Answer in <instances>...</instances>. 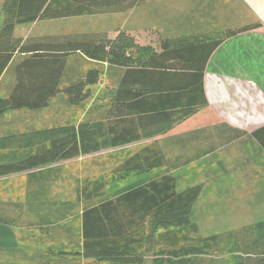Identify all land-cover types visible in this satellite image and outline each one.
<instances>
[{"label": "trees", "instance_id": "trees-1", "mask_svg": "<svg viewBox=\"0 0 264 264\" xmlns=\"http://www.w3.org/2000/svg\"><path fill=\"white\" fill-rule=\"evenodd\" d=\"M125 1H3L0 80L17 55L22 57L14 69L10 95L0 96V117L10 111L45 109L59 95L72 106L91 103L94 88L106 74L105 64L108 82L104 97L91 105L92 109H104L99 121L86 120L16 135L7 141L0 139V149L28 152L19 162L0 164V177L168 134L207 106L206 65L224 39L259 27L228 31L224 37L201 41L200 48L187 47L198 37L163 40L161 52L139 46L125 34L113 42L89 36L26 42L15 37L19 25L94 15L121 7ZM78 53L95 64L75 76L67 63ZM101 124L109 129L107 135L103 134V146L99 144ZM135 125L142 129L140 134L134 133ZM260 133L253 135L264 146ZM160 153V149L149 148L136 154L114 171L115 177L125 179L132 173L165 168L167 164L158 161ZM154 154L156 162H148ZM202 191V184L180 191L177 178L164 172L105 197L84 210L82 249L75 256L106 264H264V222L223 234H201L192 217Z\"/></svg>", "mask_w": 264, "mask_h": 264}, {"label": "crops", "instance_id": "crops-1", "mask_svg": "<svg viewBox=\"0 0 264 264\" xmlns=\"http://www.w3.org/2000/svg\"><path fill=\"white\" fill-rule=\"evenodd\" d=\"M94 15L89 16L94 19ZM82 18L38 20L19 25L15 37L24 42L81 36L111 39L109 28L105 29L102 24L94 26L90 18ZM253 25L259 27L225 38L213 52L204 74L207 106L168 134L0 177V261L93 264L96 262L93 259L75 256L82 249V215L86 208L164 172L175 176L179 186L184 174L195 173L201 165L206 167L211 163L215 186H218L216 203L220 208L225 203L236 213L264 212V146L253 135L261 132L260 138L264 141V0H127L121 6V34L157 52L163 49V40L198 37L187 47L200 48L201 41L218 39L228 31ZM21 57L17 55L1 78V97L10 95L15 83L14 69ZM94 64L78 53L69 58L67 66L78 76L84 72L80 69H89ZM105 67L106 74L94 88L90 105L75 106L72 119L53 124H7L6 116L22 110L10 111L0 117V139L7 141L16 135L77 125L86 120L99 121L104 109H92L91 105L104 97L107 64ZM59 99L63 101L64 96L59 95L53 101ZM193 119L197 121L196 126L187 125ZM133 129L135 134L142 132L138 125ZM108 130L107 124L98 127L101 146L103 134L107 135ZM149 148L161 150L157 158L167 164L165 168L132 173L125 179L115 177L114 171L119 166ZM27 155L28 152L16 148H1L0 164L19 162ZM148 162H156L155 154ZM204 170V175L197 179H204L210 169ZM196 181L184 180L180 191L200 185ZM259 222L264 219L235 230Z\"/></svg>", "mask_w": 264, "mask_h": 264}, {"label": "rangeland", "instance_id": "rangeland-1", "mask_svg": "<svg viewBox=\"0 0 264 264\" xmlns=\"http://www.w3.org/2000/svg\"><path fill=\"white\" fill-rule=\"evenodd\" d=\"M2 0H0L1 6ZM3 4V3H2ZM96 18L93 19V16H83L82 19H91L94 21L93 24L96 26L97 24L104 26L105 29L109 28L111 33V42L115 41L118 36L121 34V7H115L111 9H103L99 13H97ZM0 22H2V10L0 9ZM100 26V27H101ZM120 31V33H119ZM119 33L117 36L116 33ZM135 51V50H134ZM133 51V53H134ZM136 55V54H135ZM82 70H87V67ZM75 71L72 69L70 71L73 74ZM106 82V81H105ZM107 85V82L105 83ZM96 102V101H95ZM97 103V102H96ZM90 103L86 104L80 108H87ZM93 106L95 104H92ZM74 107L69 105L66 101L54 100L45 111H31V110H22L20 112H12L5 118V122L7 124H53V123H64L73 118ZM76 114H78L76 112ZM195 119V118H194ZM190 122L187 125L196 126L197 121ZM192 121V120H191ZM186 125V126H187ZM210 169L206 172L207 179H197L204 175V169ZM214 164L211 163L206 167L200 166V169L192 174H184L180 180V184L178 186L179 190L182 188L184 184V180L193 181L197 180L195 184H203L204 190L198 199L197 203L193 209V217L192 222L197 224L200 228V232L203 236H210L215 233H226L231 230H235L239 227L258 222L264 219V212L252 211V212H233V208L229 205L226 206L223 203L221 208L216 203L217 199H219L216 195V190L218 188L217 184L215 186L214 182V174L213 169ZM112 177V176H110ZM192 179V180H191ZM181 187V188H180ZM219 191V190H218ZM0 264H20V261L17 260H6L0 261ZM87 264V263H86ZM93 264H98L94 262ZM106 264V263H99Z\"/></svg>", "mask_w": 264, "mask_h": 264}]
</instances>
